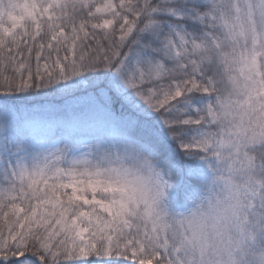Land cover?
I'll return each instance as SVG.
<instances>
[{
    "label": "snow or ice",
    "instance_id": "6c2138e0",
    "mask_svg": "<svg viewBox=\"0 0 264 264\" xmlns=\"http://www.w3.org/2000/svg\"><path fill=\"white\" fill-rule=\"evenodd\" d=\"M0 264H264V0H0Z\"/></svg>",
    "mask_w": 264,
    "mask_h": 264
},
{
    "label": "trees",
    "instance_id": "16d2710c",
    "mask_svg": "<svg viewBox=\"0 0 264 264\" xmlns=\"http://www.w3.org/2000/svg\"><path fill=\"white\" fill-rule=\"evenodd\" d=\"M35 62L33 61V64H34ZM9 75H11L12 73H11V71H9V73H8Z\"/></svg>",
    "mask_w": 264,
    "mask_h": 264
}]
</instances>
